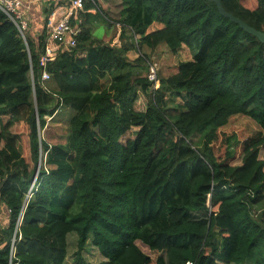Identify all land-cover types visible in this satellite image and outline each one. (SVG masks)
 <instances>
[{
	"label": "trees",
	"instance_id": "1",
	"mask_svg": "<svg viewBox=\"0 0 264 264\" xmlns=\"http://www.w3.org/2000/svg\"><path fill=\"white\" fill-rule=\"evenodd\" d=\"M120 2L129 41L93 39L89 20L111 21L97 2H84L95 14L83 15L76 49L47 64L44 83L42 39L35 53L0 11V203L9 210L0 264H64L71 233L78 263L89 243L100 264H264V225L251 214L264 202V44L210 0ZM220 2L264 33V0ZM136 44L172 54L185 45L192 59L154 88L127 57ZM62 108L70 113L65 143L49 145L39 130ZM233 116L260 133L218 161L210 145ZM198 132L202 147L191 153L199 170L161 219L151 217L148 204L170 187L169 174H184L182 148Z\"/></svg>",
	"mask_w": 264,
	"mask_h": 264
},
{
	"label": "rangeland",
	"instance_id": "2",
	"mask_svg": "<svg viewBox=\"0 0 264 264\" xmlns=\"http://www.w3.org/2000/svg\"><path fill=\"white\" fill-rule=\"evenodd\" d=\"M118 3L119 0H100V2L98 1L101 11L105 15H107L111 23H106L101 19H91L87 23L86 27L90 30L91 37L93 39L103 40L107 43H110L111 41H107V39H110L111 37L113 38L116 35V31L118 28L116 25H119L117 20L120 9L118 6L115 7V5ZM131 35L132 34L127 28L123 31V38L125 39V41L122 42V45L128 42V39L132 37ZM127 57L129 61H139L136 63V65L138 66V70H146L144 71V74L146 75L148 74L147 63L148 61H150L155 68L153 69L156 72V87H158L160 79H166L172 75H175L177 73L178 65L182 62L191 60L192 53L188 48L180 50L179 53L172 54L164 46H161L155 50H151L146 48L145 46L139 47L136 44V49L134 50V52L127 54ZM174 101L175 103H179L181 99L174 98ZM68 114H70L68 110L62 108V112L59 115H56L54 120H46V126L44 130H39V139L45 141L49 145L64 144L68 132ZM216 133L217 139L214 143L210 145V147L212 149L214 157L218 161H223L228 151L233 153L234 157H237L241 151L242 143L259 134L260 128L254 121H252L248 117L233 116L228 120V123L224 127L217 129ZM191 142L195 147L183 146L182 148V159L185 164L184 174L182 176H177L175 172H172L166 177V181L170 183V187L165 190H162L164 193L163 196L160 194L154 195L150 204H148L147 206V209L151 211V217L161 219L162 215L171 206L169 201L172 195H174L177 191L184 189L186 182L194 173L199 170L200 162L197 158L193 156L191 150L196 151L195 148L201 149L203 143V135H200L199 132L195 133L192 136ZM32 195L33 194H31L27 198H30ZM175 200L172 199V201L174 202ZM58 208H62L60 203ZM251 214L253 215L254 219L262 222V224L264 225V202H262L261 205L253 207L251 209ZM67 242V258L64 264H100L103 261V258L99 255L96 249H94V247L88 243V245H86V247L79 256L82 262L78 263V260L75 256L77 243L76 235L74 233L69 234L67 237ZM246 264L251 263L248 262Z\"/></svg>",
	"mask_w": 264,
	"mask_h": 264
},
{
	"label": "built area",
	"instance_id": "3",
	"mask_svg": "<svg viewBox=\"0 0 264 264\" xmlns=\"http://www.w3.org/2000/svg\"><path fill=\"white\" fill-rule=\"evenodd\" d=\"M84 2H90L95 5L96 0H69L68 7L60 14L56 11H50L45 18V29L47 37L42 50L39 54L38 66L41 69L40 82H47L50 78L46 66L60 54H70L77 46L76 37L80 33L81 15L84 13ZM0 11L3 12L15 25L21 39L26 43V32L28 29V17L22 9L21 0H0ZM153 64L150 65L147 79L153 82L154 88L157 84L156 72ZM42 155H40L38 166L41 164ZM35 181L32 183L26 197L33 194L32 189ZM4 206L0 203V207ZM7 214L9 210L4 206ZM21 223V217H18L15 223L14 236L9 242L8 248L10 256L14 252L16 234ZM3 247V246H2ZM185 264H192L187 262Z\"/></svg>",
	"mask_w": 264,
	"mask_h": 264
},
{
	"label": "crops",
	"instance_id": "4",
	"mask_svg": "<svg viewBox=\"0 0 264 264\" xmlns=\"http://www.w3.org/2000/svg\"><path fill=\"white\" fill-rule=\"evenodd\" d=\"M98 1L100 2V0H97V5L99 6ZM21 3H22V9L26 12L27 17H28V29L26 32V39H29V41L32 42V44L34 45V52L37 53L39 50L38 40L41 38L43 45H44L45 39L47 37L46 29H45V18L47 14L53 10L56 11L58 14L62 13L68 7L69 0H21ZM120 4L121 2L119 0V3L116 4L115 7L118 6L119 9H121ZM88 13L94 15L95 10H88V11L84 10V13L81 15V24L83 21V18H82L83 15L88 14ZM84 20L87 21V17H85ZM116 26L118 27L116 31V35L113 38L111 37L110 39H107V41L109 40L111 41L109 43L110 46L120 47L122 45V42L125 41L124 38L120 39V34L126 28H123L120 24ZM185 48L187 47L185 45H182L179 48L177 53H179L180 50H184ZM48 119L50 120V118ZM47 156L48 154H45L46 159H47ZM46 167L48 168V166ZM50 167L52 168V166ZM8 221H9V214H7L4 206H1L0 207V231L4 230L7 227Z\"/></svg>",
	"mask_w": 264,
	"mask_h": 264
},
{
	"label": "water",
	"instance_id": "5",
	"mask_svg": "<svg viewBox=\"0 0 264 264\" xmlns=\"http://www.w3.org/2000/svg\"><path fill=\"white\" fill-rule=\"evenodd\" d=\"M211 2H213L219 12V14L225 18H228L231 22L237 24L242 30H244L246 33L254 36L255 38H257L261 43L264 44V33L260 32V31H256L255 29H253L252 27L248 26L247 24H245L243 21H241L240 19L234 17L233 15H231L230 13L226 12L220 2V0H210Z\"/></svg>",
	"mask_w": 264,
	"mask_h": 264
}]
</instances>
